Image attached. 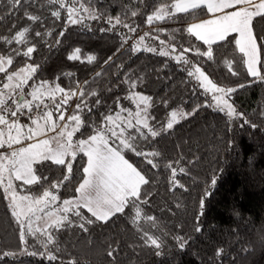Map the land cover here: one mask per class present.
<instances>
[{
    "label": "trees",
    "instance_id": "trees-1",
    "mask_svg": "<svg viewBox=\"0 0 264 264\" xmlns=\"http://www.w3.org/2000/svg\"><path fill=\"white\" fill-rule=\"evenodd\" d=\"M162 2L164 0H145V7L143 4H133L132 0H92L98 11L113 17L122 15L126 6L138 8L142 14L134 18L128 11L126 22L138 26L135 33H129L119 26L112 31L101 32V28H108L102 20H87L85 24L88 27L80 24L65 26L66 13L61 10L60 20L52 17L51 11L57 10L58 6L48 5L45 0L25 4L19 10L10 8L8 0H0V36H11L17 29L30 26L29 39L36 47L30 61L15 57L10 71L18 70L26 63L39 65L37 75L40 79L55 82L66 90L75 89L77 82L84 85L87 81L86 90L98 93L88 102L94 104L96 99L103 102L98 110L94 109L87 117L99 120L100 113L107 112L108 106L115 112L118 97L122 106L129 107L132 101L126 97L132 92L152 98L150 113L155 120L151 123L156 127L166 123L168 113L173 110L191 113L194 108L198 109L156 141L141 144L145 150L161 153L158 169H152L132 152L124 153L125 158L150 180L149 184L142 186V197L148 200L147 204L141 205L142 216H154L157 226L149 223L148 227H144L145 223L141 221L140 229L162 238L161 256L155 255L156 249L144 246L140 239L141 232L130 223L128 214H116L106 225L90 226L91 245L87 243L89 236L82 234L78 228L58 233V255L64 262L75 258L78 264H264V116L261 115L264 111V81L247 74L234 43L213 44L214 59L211 61L192 52L184 54L190 63L200 66L218 86L236 89L229 100L238 113L256 125L253 128L250 124H244L243 119L230 121L225 113L206 107L210 104L209 97L195 79L189 78L187 72L182 70L186 67L183 63L143 50L133 53V43L146 32L159 36L158 40L150 37L149 46L152 47H160V40L167 45L169 37L175 36L171 41L177 46L175 54H180L183 47L193 44L201 51L207 50L202 42L181 30L190 23L208 17V14L196 17L178 14L173 20L157 21L153 26L145 23L153 5ZM25 9L41 16L42 23L28 21L24 15ZM153 27L160 31L154 32ZM36 31L50 32L51 35L41 39L35 36ZM60 31H64L63 37L58 35ZM255 31L264 36V20L256 22ZM122 35L129 37L127 43L122 44ZM57 39L61 41L59 44L56 43ZM228 39L231 41L232 37ZM12 47L16 45L0 44V53ZM76 48L81 49L82 60L69 61L68 54ZM87 55H94L96 59L88 63ZM226 61H231L237 75L228 71ZM97 73L101 75L97 76ZM126 80L135 81L136 88L129 89V85L124 83ZM77 102L73 98L67 107L69 114ZM82 131L86 136L90 129L84 128ZM177 160L189 173L178 176L187 190L169 191V171L164 164ZM85 161L86 157L79 154L73 162V179L65 182L57 192L61 200L75 195L74 189L82 176L80 165ZM37 167L40 175L47 176L48 180L23 186L25 195L40 194L52 181H59L66 174L63 166L53 165L50 161L46 162L45 167ZM212 179L216 180L214 186L211 185ZM201 199L205 202L202 210ZM201 211L203 215L199 216V226L202 230L197 233L195 227ZM126 213L133 214L130 209H126ZM175 236L188 239L189 243L183 251L177 247ZM26 239L30 250H43L31 237ZM110 244L116 249L114 259L106 255ZM21 247L18 226L0 190V264H50L38 256L20 254ZM219 248L224 249L222 259L214 255ZM4 252L15 255L5 257Z\"/></svg>",
    "mask_w": 264,
    "mask_h": 264
},
{
    "label": "snow or ice",
    "instance_id": "snow-or-ice-1",
    "mask_svg": "<svg viewBox=\"0 0 264 264\" xmlns=\"http://www.w3.org/2000/svg\"><path fill=\"white\" fill-rule=\"evenodd\" d=\"M36 2L37 0H8V5L12 9L19 10L25 4ZM45 2L48 5L58 6L57 10L51 11V16L57 20L62 18L61 10L66 13L65 26L80 24L88 27L85 21L102 20L108 28H101V32L112 31L119 26L126 28L129 33H135L138 26L126 22L128 11L130 10L132 18L142 14L138 8L133 9L129 5L122 15L113 17L98 11L92 0H45ZM132 3L147 7L145 0H132ZM178 14L193 17L210 15V18L192 23L181 30L207 46L206 51H201L193 44L191 47H183L179 55H173L177 52V46L171 44L175 36L169 37L167 45L164 40H160V47L157 49L144 43L150 35L146 32L133 43L132 52L143 50L183 63L186 67L182 70L187 72V76L195 79L205 94H212L215 104H207L206 107H214L225 113L230 121L235 118L243 119L244 124H250L255 128L256 125L244 118L243 114L238 113L229 102L230 94L236 89L218 86L200 66L190 63L184 54L192 52L211 61L214 59L213 44L234 43L235 51L240 54L247 74L264 81V36L258 35L255 31L256 22L264 20V0H164L158 5H153L152 12L146 15L145 23L153 26L157 21L173 20ZM24 15L33 24L42 23L41 16L32 14L26 9ZM30 30V26H25L17 29L11 36H0V44L16 45L0 53V74L3 81L0 83V150L7 149L0 151V190L3 192V198L8 202L11 217L18 226L22 246L20 254L38 256L46 259L50 264H56L58 261L60 264H78L75 258L62 261L58 255L60 242L57 240V234L78 228L82 234L89 236L87 243L91 245L90 226L106 225L116 214H128L130 223L141 232L140 239L144 246L156 249L155 255L161 256L162 238L142 232L140 229L141 205L148 203V200L142 197V186L149 184L150 180L125 158L124 153L132 152L152 169H158L160 167L158 158L161 153L156 150H145L141 144H151L156 141L162 134L172 130L182 119L194 115L198 109L194 108L191 113L173 110L168 113L166 123L156 127L151 123L155 120L150 113L153 106L152 98L132 92L126 99L132 101L135 111L122 106L118 97L115 101L117 109L115 112L111 106H108L107 112L100 113L99 120L87 117L88 113H93L94 109L98 110L103 103L100 99H96L94 104L88 102L90 97H97L98 93L94 90H86L87 81L84 85L77 82L75 89L66 90L55 82L50 83L40 79L37 75L39 65L26 63L18 70L10 71L15 57H23L26 61H30L36 51L35 45L31 44L29 39ZM88 30L92 29L89 27ZM153 31L159 32L160 29L153 27ZM46 35L51 33L35 32V36L41 39ZM58 35L63 37L64 31H60ZM230 36L231 41L228 39ZM128 39V36L122 35V44L127 43ZM151 39L158 40L159 36H152ZM60 42L59 39L56 40L57 44ZM67 59L82 60L81 49H74L68 54ZM95 59L94 55L86 56L88 63H92ZM226 63L228 71L234 76L237 75L231 61ZM96 75L99 76L101 73ZM124 83L129 85V89L136 88L135 81L126 80ZM73 98L78 102L71 114L66 116L67 107ZM261 115L264 116V111ZM22 117H26L27 122H22ZM84 128L90 129L86 136L82 131ZM50 133L52 135H49ZM25 141L30 142L25 144ZM79 154L86 157V161L80 165L82 176L74 189L75 195L61 200L57 192L65 182L73 179L75 175L73 162ZM49 161L53 165L63 166L66 174L62 175L61 180L52 181L36 196L23 194L26 191L23 186L37 185L48 180L47 176L40 175L37 166L45 167L46 162ZM164 167L169 171L168 190H187L178 179L179 175L189 174L181 166L180 161H169ZM215 184L216 180L212 179L211 185ZM204 206L205 202L201 199L200 209L202 210ZM49 209L53 210L49 211ZM126 209H130L133 214L126 213ZM201 215H203L202 211L197 217L195 227L197 233L202 230L199 226ZM143 219L151 222L153 227L157 226L154 216H145ZM26 237H31L43 250H30L27 247L29 241ZM174 239L181 251L189 243L188 239L181 236H175ZM108 247L106 255L114 259L116 249L111 244ZM11 255L15 253H3L5 257ZM214 255L222 259L224 249H217Z\"/></svg>",
    "mask_w": 264,
    "mask_h": 264
},
{
    "label": "rangeland",
    "instance_id": "rangeland-1",
    "mask_svg": "<svg viewBox=\"0 0 264 264\" xmlns=\"http://www.w3.org/2000/svg\"><path fill=\"white\" fill-rule=\"evenodd\" d=\"M155 36V35H154ZM150 37H152V35L150 34L149 35V37H147L146 39H145V44L146 45H150V43H151V41H150ZM152 47V46H151ZM155 47V46H154ZM157 49H159V47H156ZM173 55H179V53L178 54H173ZM175 60V59H174ZM176 61V60H175ZM259 67V66H258ZM196 81V80H195ZM3 81H2V76H0V83H2ZM197 82V81H196ZM197 84H198V82H197ZM203 90V89H202ZM208 97H209V100H210V104H215V102L212 100V94L211 93H208V94H206ZM229 102H230V100H229ZM231 103V102H230ZM126 108H128L129 110H131V111H135L136 109H135V105L131 102V104L129 105V107H126ZM212 108H214V107H212ZM115 110H116V107H115ZM65 115L67 116V115H69V110L68 111H66V113H65ZM124 115H126V113L124 114ZM22 119V122H27V120H26V117H22L21 118ZM50 135H52L51 133H50ZM30 142V141H29ZM29 142H27V143H29ZM31 142H34V141H31ZM27 143H25V144H27ZM0 151H6L5 149L4 150H0ZM53 191H56V190H53ZM141 221H143L144 223H145V225H144V227H148L149 226V223H151V222H148V221H145L144 219H143V216H142V220ZM143 223V224H144Z\"/></svg>",
    "mask_w": 264,
    "mask_h": 264
},
{
    "label": "crops",
    "instance_id": "crops-1",
    "mask_svg": "<svg viewBox=\"0 0 264 264\" xmlns=\"http://www.w3.org/2000/svg\"><path fill=\"white\" fill-rule=\"evenodd\" d=\"M208 18H210V15L208 16V17H206V18H204V19H208ZM204 19H201V20H204ZM201 20H198V21H196V22H199V21H201ZM196 22H193V23H196ZM190 24H192V23H190ZM189 24V25H190ZM188 25V26H189ZM50 135V134H49ZM41 138H44V137H41ZM27 142H29V141H25L24 143H27ZM55 208V206H53V209ZM53 209H49V211H51V210H53Z\"/></svg>",
    "mask_w": 264,
    "mask_h": 264
}]
</instances>
